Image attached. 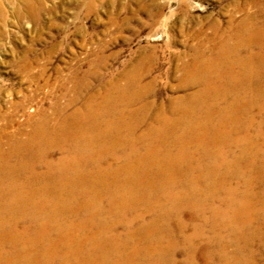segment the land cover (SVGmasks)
Listing matches in <instances>:
<instances>
[{"label": "bare ground", "instance_id": "obj_1", "mask_svg": "<svg viewBox=\"0 0 264 264\" xmlns=\"http://www.w3.org/2000/svg\"><path fill=\"white\" fill-rule=\"evenodd\" d=\"M10 1L17 19L43 12L42 0ZM254 20L196 52L183 66L194 90L166 107L146 101L142 58L102 97L76 78L69 99L21 129L4 113L0 264H258L264 22Z\"/></svg>", "mask_w": 264, "mask_h": 264}, {"label": "rangeland", "instance_id": "obj_2", "mask_svg": "<svg viewBox=\"0 0 264 264\" xmlns=\"http://www.w3.org/2000/svg\"><path fill=\"white\" fill-rule=\"evenodd\" d=\"M0 1L6 14L0 18V125L8 113L13 130L42 106L69 99L76 78L102 97L142 58L146 101L166 107L194 90L186 89L183 66L196 52L209 54L249 17L264 22V0H42L40 18L22 20L13 15L20 4ZM256 249L254 258L263 264L261 247Z\"/></svg>", "mask_w": 264, "mask_h": 264}]
</instances>
